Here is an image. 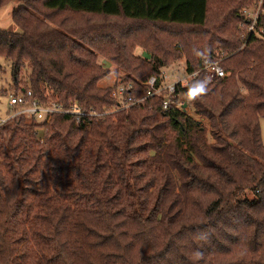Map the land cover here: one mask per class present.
<instances>
[{
    "label": "trees",
    "instance_id": "1",
    "mask_svg": "<svg viewBox=\"0 0 264 264\" xmlns=\"http://www.w3.org/2000/svg\"><path fill=\"white\" fill-rule=\"evenodd\" d=\"M35 2L12 12L17 30L0 28V96L31 90L85 114L0 124V264H264V16L251 34L242 13L254 0L220 4L228 18L210 25L209 0ZM63 11L200 29L162 39L146 26L51 27ZM182 55L185 73L206 59L226 75L177 84L182 109L113 96L132 83L125 98L145 97L143 82ZM99 56L113 84L100 83Z\"/></svg>",
    "mask_w": 264,
    "mask_h": 264
},
{
    "label": "built area",
    "instance_id": "2",
    "mask_svg": "<svg viewBox=\"0 0 264 264\" xmlns=\"http://www.w3.org/2000/svg\"><path fill=\"white\" fill-rule=\"evenodd\" d=\"M242 13L249 21L247 23L246 33H255V26L258 23V19L261 16H264V0H254L250 7L243 8ZM260 32L264 33V30H261ZM169 68L161 69L159 76L151 75L145 82H143V87L146 91L145 97H139L134 101H131L130 98H125L124 94L126 91L133 88L132 83L119 84L116 86L112 94L114 97L120 99L123 108L135 104H142L145 98L157 97L162 99V106L164 109H169L171 107L182 109L186 106L185 96L183 91H176L177 84H181L182 86L188 85L200 71L204 73V79L209 82L217 81L219 78L226 75V72L219 65L218 61H209L206 59L203 61L200 69L192 73H185V67H183V75H180L179 70L181 69H171V71L168 72ZM7 100L8 108L6 109V115L3 116L0 113V124L20 114L26 119L35 121L39 124L48 122L51 116L58 113L73 115L85 114L75 105L64 108L55 102L41 104L38 100L32 97L31 90L9 93ZM90 115L100 114L90 112Z\"/></svg>",
    "mask_w": 264,
    "mask_h": 264
},
{
    "label": "rangeland",
    "instance_id": "3",
    "mask_svg": "<svg viewBox=\"0 0 264 264\" xmlns=\"http://www.w3.org/2000/svg\"><path fill=\"white\" fill-rule=\"evenodd\" d=\"M35 0H0V28L2 29H7V30H12L15 31L17 30V27L14 23V21L12 20V12L18 8V7H22L25 6V4L29 5V3H31V5H35L38 6V2L33 3ZM26 2V3H25ZM209 4H210V11H209V17H210V23H217L220 22L222 20H226L228 18V16H224V13L226 12L225 10H229V6L230 3L228 2V0H209ZM220 4H222V7L225 10H221L220 11V15H217L218 12V7L220 6ZM217 7V8H216ZM39 10H43L42 7L39 8ZM217 15V18H216ZM54 24H50V26H59L60 29L62 30H70L73 28L78 27L79 25H83L86 22H92V23H104V24H113L115 26H123L122 31H124L125 29L128 30V28H137L141 27V26H146V30L149 31H154L156 35L160 36L162 39L167 38L169 35H171L172 33L178 34V35H182L184 37H190L192 35L191 32L193 31H197V29H200L199 27H187V26H179V25H168V24H164V23H144V22H140V21H136V20H128V19H124L121 17H97L91 14H81V13H77V12H72V11H63L59 14H55L54 15ZM63 22V24L60 23ZM62 25V26H61ZM178 37H175V42L178 41ZM174 43V42H173ZM172 45V44H171ZM169 45L168 48L173 47ZM174 48H183V46L181 45V42H177V45ZM141 49L139 47H136L134 52L137 54V51ZM140 51V50H139ZM183 52V49L180 50ZM173 56H169L168 58H166L167 60L172 59ZM98 62L102 63L105 67H108L109 71H108V75L105 79H103L100 83L101 84H113L118 78H119V74H116L115 72V65L114 63L104 59L102 56H99L98 58ZM184 67V56L182 55L180 57V59H177V62L174 63V65L168 69V72L171 71V69H181L179 70V74H182V68ZM214 82V81H213ZM2 84L3 87L6 88L7 90H11L13 89V84L12 81L10 80L9 76H8V71L7 74H5V76H3V80H2ZM8 108V100H7V96H0V113L5 116L6 115V109ZM186 111L188 114L196 117V115L192 112L191 107H187ZM260 126H261V140L262 143H264V118L260 119ZM208 141H212V139L210 138V136H208Z\"/></svg>",
    "mask_w": 264,
    "mask_h": 264
},
{
    "label": "crops",
    "instance_id": "4",
    "mask_svg": "<svg viewBox=\"0 0 264 264\" xmlns=\"http://www.w3.org/2000/svg\"><path fill=\"white\" fill-rule=\"evenodd\" d=\"M139 50H140V51H139ZM139 50L137 51V54H138V55H141V54L143 55L144 51H143L142 49H139Z\"/></svg>",
    "mask_w": 264,
    "mask_h": 264
}]
</instances>
